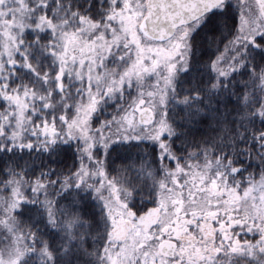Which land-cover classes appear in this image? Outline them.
<instances>
[{
  "label": "snow or ice",
  "instance_id": "6c2138e0",
  "mask_svg": "<svg viewBox=\"0 0 264 264\" xmlns=\"http://www.w3.org/2000/svg\"><path fill=\"white\" fill-rule=\"evenodd\" d=\"M0 264H264V0H0Z\"/></svg>",
  "mask_w": 264,
  "mask_h": 264
}]
</instances>
